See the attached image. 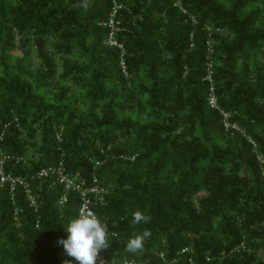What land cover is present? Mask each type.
<instances>
[{
  "label": "trees",
  "instance_id": "16d2710c",
  "mask_svg": "<svg viewBox=\"0 0 264 264\" xmlns=\"http://www.w3.org/2000/svg\"><path fill=\"white\" fill-rule=\"evenodd\" d=\"M117 1L123 49L107 44L111 0H0L5 171L37 201L0 192V264L70 259L58 240L80 197L60 205L64 187L39 177L60 161L108 190L95 214L118 234L109 262L264 264V163L249 142L264 156V0ZM208 43L219 105L243 132L208 104ZM136 210L152 235L133 256Z\"/></svg>",
  "mask_w": 264,
  "mask_h": 264
},
{
  "label": "built area",
  "instance_id": "2783aa9c",
  "mask_svg": "<svg viewBox=\"0 0 264 264\" xmlns=\"http://www.w3.org/2000/svg\"><path fill=\"white\" fill-rule=\"evenodd\" d=\"M113 2V9L109 15V18L106 22H104V26L107 27L109 31V37L107 40V44L110 46H116L120 49H123V45L117 41L116 34L121 30L119 27V22L117 21V17L119 11L123 9L122 5L118 3L117 0H111ZM209 48V62H208V74L206 80L210 83L209 96H208V104L209 106L218 111L222 115V125L224 129L229 132L230 130H237L243 132L239 126L232 123L231 114L225 112L219 105L218 97L216 95V88L213 81V66L214 63L211 60V55H213V49L211 44L208 43ZM122 71L126 76H129L126 65L124 61L121 62ZM60 139V136H58ZM4 139V133L0 135V192L3 187L8 185L10 186V190L13 193L17 188H22L27 195L31 207L37 210V201L35 195L33 194L32 187L30 183L21 176H15L12 174H7L5 171V164L9 156L3 153L1 148V143ZM249 142L251 143L253 150L256 154L257 160L263 164L264 156L258 152L257 143L249 138ZM22 161V158L18 159ZM102 165V162H96V167ZM262 174L264 176V168L262 169ZM39 177L43 179H51L55 180V183H58L64 187V194L60 198V205H64L68 201V195L70 192H75L79 195L81 200V205L78 214L81 210L91 211L95 213V207H97L101 202L105 200V196L108 195V190L100 184V181L96 175L92 176L91 180L88 181L86 178H81L79 174L73 175L71 174L63 161L58 162L57 164L44 167L39 171ZM91 182V184H90ZM160 259L164 261V264H175L177 263V257H174L170 261L167 260L166 255L164 253L160 254ZM99 261H105L104 264H116L115 261L109 262L108 258L103 252L100 253ZM98 261V264H99ZM122 264H145L143 262H136L134 260H125Z\"/></svg>",
  "mask_w": 264,
  "mask_h": 264
},
{
  "label": "clouds",
  "instance_id": "9594fccd",
  "mask_svg": "<svg viewBox=\"0 0 264 264\" xmlns=\"http://www.w3.org/2000/svg\"><path fill=\"white\" fill-rule=\"evenodd\" d=\"M87 3L88 0H84L82 6L86 8ZM151 219L150 215L140 210L132 212L130 226L133 234L127 239L126 252L133 256L143 253L145 242L151 238V229L144 228L137 232L136 228L141 223L149 224ZM65 231L67 237L58 240L65 255L70 258L64 264H98L100 253L111 246L110 237H118L117 232L109 231L107 222L102 221L94 212L84 210L66 223ZM104 262L99 261V264Z\"/></svg>",
  "mask_w": 264,
  "mask_h": 264
},
{
  "label": "rangeland",
  "instance_id": "374dc122",
  "mask_svg": "<svg viewBox=\"0 0 264 264\" xmlns=\"http://www.w3.org/2000/svg\"><path fill=\"white\" fill-rule=\"evenodd\" d=\"M34 61H35V65H38V64H39V61H38L36 58H34ZM59 64L61 65V62H59ZM61 71H62V69L60 68V69H59V72H61ZM30 154H32V156H33L34 152L31 151Z\"/></svg>",
  "mask_w": 264,
  "mask_h": 264
}]
</instances>
